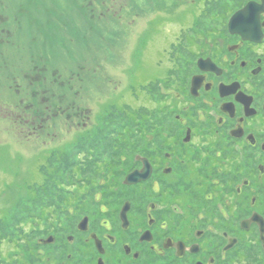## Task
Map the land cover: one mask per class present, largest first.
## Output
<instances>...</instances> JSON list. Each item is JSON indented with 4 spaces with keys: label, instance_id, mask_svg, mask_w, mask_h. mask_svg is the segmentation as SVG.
<instances>
[{
    "label": "flooded vegetation",
    "instance_id": "obj_1",
    "mask_svg": "<svg viewBox=\"0 0 264 264\" xmlns=\"http://www.w3.org/2000/svg\"><path fill=\"white\" fill-rule=\"evenodd\" d=\"M152 3L0 0L3 44L16 23L39 36L67 31L71 14L119 31L111 48L130 47L129 65L153 28L164 39L159 74L127 65L122 90L88 63L24 75L31 102L19 87L12 111L49 147L35 194L47 187L50 202L21 209L34 215L0 238V264H264V0ZM47 55L34 71L49 70ZM125 138L134 153L121 158L135 162L117 160Z\"/></svg>",
    "mask_w": 264,
    "mask_h": 264
},
{
    "label": "rangeland",
    "instance_id": "obj_2",
    "mask_svg": "<svg viewBox=\"0 0 264 264\" xmlns=\"http://www.w3.org/2000/svg\"><path fill=\"white\" fill-rule=\"evenodd\" d=\"M158 3L160 6L163 4L164 10H167L168 6H173L171 0H153L152 4L155 5L153 10L157 9L156 4ZM182 4L185 5L184 2ZM67 17L71 19L66 21V24L69 25L67 31L63 30L64 25L62 27L53 26L52 29L47 27L45 30H41L43 34L38 36L35 33L37 29L35 27L30 29V24L27 25L24 22L23 27L14 24L12 27L14 35L8 38V43L1 44L2 36L0 35V48L3 49L0 52V221L7 219L8 221L5 222H10L11 217L8 215L16 209L15 206L28 205L27 202H24L28 198L27 194L33 191L35 193V185L40 184L45 178V170H41V164L47 162L45 158L49 147H40L34 143L38 139L30 136L25 120L18 117V115H25L24 112L12 111L19 108L16 106L17 104L20 105L21 96L15 94L19 87L22 89L25 99L23 104L27 106L31 102V99H27L25 95L29 96L33 84L24 75H36V77L39 75L40 78H49L52 77V71H56V68L60 70L59 73H69L65 64L88 63L104 69L98 72V78L117 81L120 90L126 83L123 82L124 78L128 80L129 72L126 69L127 65L131 63L130 47L117 53L116 49L111 48L122 40L119 36L121 33L115 31L111 26L100 27L86 18L79 21V15L71 14ZM147 17L149 16L147 15ZM187 17L185 15V19ZM72 29H78L80 32L71 33L74 38L69 33ZM156 32H158L156 28L150 31L148 45H143L141 51L133 57V65H129V68L135 69L132 70V73L137 74L139 70L140 75L137 74V79L143 76L155 77L159 74L156 70L159 69L156 62L161 58L158 47L164 39ZM37 39H39V43H37ZM64 40L67 43V48L70 49V57L62 48ZM44 41L47 42L46 50L43 48ZM38 44L40 45L38 46ZM102 48L103 52L100 53ZM45 53L49 57V60L46 59V62L49 63V70L34 71L33 64L43 62L39 54L45 57ZM70 67V69H75L77 66ZM115 83L114 81L107 82L106 85L110 87ZM22 110L24 109L22 108ZM40 139L47 141V137H40ZM126 145L124 146L126 147ZM117 152L119 154L122 151L118 148ZM127 152L134 153V151ZM127 162H135L133 156ZM2 233L5 232L2 231ZM0 238L3 237L0 235Z\"/></svg>",
    "mask_w": 264,
    "mask_h": 264
},
{
    "label": "trees",
    "instance_id": "obj_3",
    "mask_svg": "<svg viewBox=\"0 0 264 264\" xmlns=\"http://www.w3.org/2000/svg\"><path fill=\"white\" fill-rule=\"evenodd\" d=\"M16 24H18V23H16ZM20 24H21V27H23V25H25L24 22H22ZM37 41H39V39H37ZM1 44H3V43H1ZM10 45H12V44H10ZM6 46H7V44H6ZM2 50L3 49L0 48V52ZM125 140L126 139H123V140H120L119 139V141H118V147L117 148H120L121 151H124L122 148H124L125 151H127L129 149V146L126 145V144H128V141H125ZM124 145H126V147ZM106 150L107 149H105V151ZM120 153L119 154L117 153V157H118L117 160H118V162H127L129 159L122 160ZM51 186H53V188H55V185L54 184H51ZM46 190H48V188L47 187H43L39 191V194L38 193L35 194L34 191L33 192H29V194H27V197L28 198L24 200V202H27L28 205H25V206L24 205L15 206L16 209L12 213H10L8 215L9 217H11V221L10 222H5V221H8L7 219L6 220L4 219V221L3 220L0 221V235L3 238L6 237V235H8V232L9 231H12L13 226L19 221V218L20 217L26 218V217H30V216H33L34 215L33 212H25V211L21 212V209H31V208H34V207H40V206L48 205L47 202H50V201L47 199V194H44V191H46ZM19 202L20 201L18 200V204H19ZM17 207H18V209H17ZM2 231L5 232V233H2ZM15 235H16V232H15Z\"/></svg>",
    "mask_w": 264,
    "mask_h": 264
},
{
    "label": "water",
    "instance_id": "obj_4",
    "mask_svg": "<svg viewBox=\"0 0 264 264\" xmlns=\"http://www.w3.org/2000/svg\"><path fill=\"white\" fill-rule=\"evenodd\" d=\"M241 13H242V11H239V12H237V13H235L234 15H233V17H232V19H231V23L234 21H236V19L241 15ZM143 162H148L147 160H146V158H144V157H139ZM137 176H138V174H136V173H132V174H130L129 175V177H128V181L130 182V179H132V181H137Z\"/></svg>",
    "mask_w": 264,
    "mask_h": 264
}]
</instances>
